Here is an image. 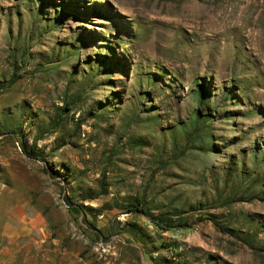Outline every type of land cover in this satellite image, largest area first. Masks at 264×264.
Masks as SVG:
<instances>
[{
  "label": "rangeland",
  "instance_id": "obj_1",
  "mask_svg": "<svg viewBox=\"0 0 264 264\" xmlns=\"http://www.w3.org/2000/svg\"><path fill=\"white\" fill-rule=\"evenodd\" d=\"M0 264H264V0H0Z\"/></svg>",
  "mask_w": 264,
  "mask_h": 264
},
{
  "label": "trees",
  "instance_id": "obj_2",
  "mask_svg": "<svg viewBox=\"0 0 264 264\" xmlns=\"http://www.w3.org/2000/svg\"><path fill=\"white\" fill-rule=\"evenodd\" d=\"M99 60H97V64H102L103 62L107 61L109 59L108 57H105L102 54H99ZM103 56V57H102ZM103 61L102 63H100ZM99 65L97 67H99ZM98 72V71H97ZM162 77L155 75V73H149L148 74V80H152L153 82L160 81ZM197 88L194 91L197 106H204L206 103V99L204 97L205 94V86L201 85L200 80L194 84ZM235 89V88H234ZM150 93V91H149ZM147 92V95H150ZM233 93V89H230L225 92L226 98L230 99L231 94ZM148 98V97H147ZM227 99V100H228ZM69 105V104H68ZM206 107V106H205ZM209 110L206 112V116L201 115V110L199 109L195 110V114L193 118H191V121L189 123H186L183 125L182 129L184 134L188 137V140L193 139V142H200L203 141L205 143V149H203L205 152H218L221 148L218 144L214 142L215 136H213V133H211V129L213 128V119L215 118V115L218 111L217 107H208ZM69 110V109H67ZM218 114V113H217ZM203 116V117H202ZM213 140V141H212ZM212 141V143H211ZM37 142V140H36ZM207 147V148H206ZM31 158H40V154L37 150V143H35L32 152L30 153ZM245 174V173H242ZM145 201L142 197L138 196L136 197L133 202L130 204V211L138 214H142L149 218V220L156 225L158 228L162 230H170L172 228L178 227V228H190L189 219L187 217H182L183 210L181 209H173V214H167L163 213L160 215H153L148 209L144 208ZM193 208H198L197 206ZM176 218V219H174ZM203 221V220H202ZM201 221V222H202ZM232 234H235L234 230H230ZM229 231V232H230Z\"/></svg>",
  "mask_w": 264,
  "mask_h": 264
}]
</instances>
